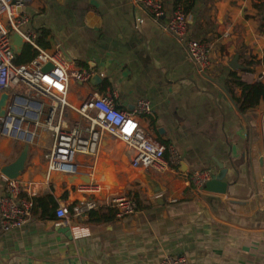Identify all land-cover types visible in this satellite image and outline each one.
Here are the masks:
<instances>
[{
  "label": "crops",
  "instance_id": "crops-1",
  "mask_svg": "<svg viewBox=\"0 0 264 264\" xmlns=\"http://www.w3.org/2000/svg\"><path fill=\"white\" fill-rule=\"evenodd\" d=\"M154 1L163 8L159 22L132 0H32L17 11L21 34L36 41L45 32L42 49L59 45L73 68L101 77L96 86L69 81L62 112L68 126H87L76 110L88 97L109 95L127 113L146 100L151 113L137 120L167 151L162 169L134 168L124 143L103 134L94 158L77 157L78 174L49 171L52 132L31 119L44 122L50 102L24 86L5 91L14 126L25 133L0 128V196L1 170L27 145L18 179L31 184L43 208L23 227L0 231V264H158L166 255L183 264H264V102L241 113L228 92L242 94L233 74L264 84V0H196L186 36L208 45L210 64L201 71L163 27L174 0ZM1 22L9 27L7 17ZM235 57L237 69L230 67ZM215 160L226 169L223 193L190 181L194 170L217 174ZM81 183L100 188L98 210L128 195L136 198L135 213L60 223L56 209L83 198Z\"/></svg>",
  "mask_w": 264,
  "mask_h": 264
},
{
  "label": "built area",
  "instance_id": "built-area-1",
  "mask_svg": "<svg viewBox=\"0 0 264 264\" xmlns=\"http://www.w3.org/2000/svg\"><path fill=\"white\" fill-rule=\"evenodd\" d=\"M32 0H0V95L8 89L24 86L34 97L50 102V109L44 122L39 117L31 119L34 125H43L52 132L53 144L45 154L44 159L49 171L78 174L77 157L94 158L97 154L100 140L106 134L113 140H119L126 146L131 166L160 170L164 165L166 147L151 138L148 132L140 126L137 116L149 115L151 109L146 100L137 102L133 113H127L114 106L109 95L88 97L76 110L85 120L87 126L70 127L62 119L64 108L68 107L65 95L70 80L78 83L88 82L92 75L90 70L75 69L67 62L64 51L59 45L51 50L42 49L36 44L33 35H23L19 32L21 22L17 21V11ZM135 6L141 7L155 21L163 15L162 5L154 0H132ZM8 19L6 27L1 18ZM164 29L181 43L188 60L200 71L210 64L208 45L197 39L187 38L188 21L181 8H177L173 17L166 23ZM18 32L37 50V56L32 62L24 65L14 63L15 53L10 45V36ZM50 63L52 68L43 71V66ZM11 101V99H10ZM13 101V100H12ZM12 108L8 106L7 118L0 120V128L10 134L25 131L14 126L15 118ZM57 115H60L57 117ZM170 160L179 165L176 152L170 150ZM211 169L194 170L190 173V181L198 189L213 178ZM4 179V192L0 196V231L6 232L23 227L30 219L36 206V192L31 184H25L17 179ZM76 190L83 196L80 201L71 205H61L56 209V217L60 223H66L69 218L85 220L89 214L99 209L96 196L100 192L94 183H81ZM107 207L116 211V217H127L135 213L137 203L132 196L117 195L111 197ZM158 264H183V259L172 255L162 257Z\"/></svg>",
  "mask_w": 264,
  "mask_h": 264
},
{
  "label": "trees",
  "instance_id": "trees-1",
  "mask_svg": "<svg viewBox=\"0 0 264 264\" xmlns=\"http://www.w3.org/2000/svg\"><path fill=\"white\" fill-rule=\"evenodd\" d=\"M173 2H174V11L177 8H181L184 15L188 16L191 10L193 9L196 0H174ZM46 36L47 34L45 32H42L38 37V39L36 40V44L39 47L46 48ZM37 53H38L37 50L32 45L26 43V45L22 49V52L19 55L15 56L14 63L16 65L29 64L37 56ZM262 62L264 66V58ZM232 81L236 86L241 88V92H242L241 97L240 98L235 97V95L232 93L230 89L228 90V92L235 101V103L237 104L238 109L241 113H244L248 109L254 108L261 101L264 102L263 83L257 82L254 84H247L241 82L240 79L235 74L232 75ZM35 202H36V206L33 209V212L40 211L43 208V198L36 197ZM114 218H116V211L114 209L102 208L98 211L91 212L88 216L87 221L93 223H101V222L110 221Z\"/></svg>",
  "mask_w": 264,
  "mask_h": 264
},
{
  "label": "water",
  "instance_id": "water-1",
  "mask_svg": "<svg viewBox=\"0 0 264 264\" xmlns=\"http://www.w3.org/2000/svg\"><path fill=\"white\" fill-rule=\"evenodd\" d=\"M10 45L13 49L15 55H19L22 52V49L26 45L25 39L22 37V35L18 32L12 33L10 36ZM65 56V54H64ZM66 58V56H65ZM67 60V58H66ZM230 67L233 69L239 68L237 65V57H235L230 64ZM52 68V65L50 63L43 66V71H48ZM101 77L98 74H93L91 77L90 83L92 86H96L100 84ZM10 104V97L6 92L1 93L0 95V120H5L7 118L8 113V106ZM28 156V146L26 145L19 156L15 159L14 162L11 164L5 166L1 173L4 177L8 179H17L20 174L23 172L25 163ZM215 163L219 169V172L213 176V178L205 185V189L209 192H216V193H223L226 190L227 184L223 181L226 169L223 168V165L215 160ZM159 191V187H154V193ZM64 233H67L68 236H70L69 228L68 227H61V229Z\"/></svg>",
  "mask_w": 264,
  "mask_h": 264
}]
</instances>
